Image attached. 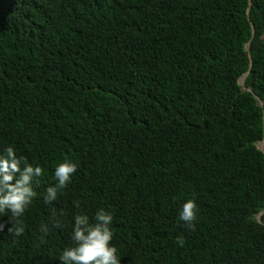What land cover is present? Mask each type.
Segmentation results:
<instances>
[{
  "label": "trees",
  "instance_id": "16d2710c",
  "mask_svg": "<svg viewBox=\"0 0 264 264\" xmlns=\"http://www.w3.org/2000/svg\"><path fill=\"white\" fill-rule=\"evenodd\" d=\"M263 138L264 0H0V149L44 171L0 264H58L101 207L120 264H264Z\"/></svg>",
  "mask_w": 264,
  "mask_h": 264
},
{
  "label": "clouds",
  "instance_id": "9594fccd",
  "mask_svg": "<svg viewBox=\"0 0 264 264\" xmlns=\"http://www.w3.org/2000/svg\"><path fill=\"white\" fill-rule=\"evenodd\" d=\"M77 171V164L64 160L52 170L54 184L48 186L43 194V202L52 204L58 200V192L71 181ZM44 175L42 167L34 165L23 156H18L13 146L0 149V216L9 214L13 226L9 228L15 236H20L25 229L21 217L32 204L38 193L35 186ZM78 208L79 205H76ZM196 208L193 199H187L179 210V220L191 226L196 219ZM64 213L59 217L53 214L52 222L57 227H64ZM113 215L104 208H98L91 218L88 214L76 212L71 215L70 243L57 257L58 264H120L121 255L111 243ZM3 230V225H0ZM41 239L48 232V225L40 228ZM177 243H183L182 239Z\"/></svg>",
  "mask_w": 264,
  "mask_h": 264
},
{
  "label": "water",
  "instance_id": "95a60500",
  "mask_svg": "<svg viewBox=\"0 0 264 264\" xmlns=\"http://www.w3.org/2000/svg\"><path fill=\"white\" fill-rule=\"evenodd\" d=\"M251 28H252V33H253V25H252V24H251ZM249 42H250V41H247L246 44H245V48H246V50H247V52H248V56H249ZM249 58H250V57H249ZM247 73H248V71H246V72L243 73L241 76H239V78H238L237 81H238V84L241 85L245 90H247V91H251L250 88H248V87H246V86L244 85V79H245ZM255 97L258 99L259 103L262 105V101H261L257 96H255ZM257 148H258L259 150H261V151L264 153V138H263L261 141H258V142H257ZM263 213H264V209L261 210V211L258 213V215H257V220H258L259 222H261V215H262Z\"/></svg>",
  "mask_w": 264,
  "mask_h": 264
}]
</instances>
